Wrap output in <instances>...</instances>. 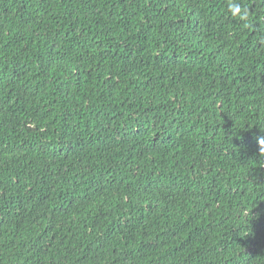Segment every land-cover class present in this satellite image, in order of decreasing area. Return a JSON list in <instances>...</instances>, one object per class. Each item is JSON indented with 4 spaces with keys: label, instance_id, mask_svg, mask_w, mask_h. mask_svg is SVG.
<instances>
[{
    "label": "trees",
    "instance_id": "16d2710c",
    "mask_svg": "<svg viewBox=\"0 0 264 264\" xmlns=\"http://www.w3.org/2000/svg\"><path fill=\"white\" fill-rule=\"evenodd\" d=\"M0 0V264H264V0Z\"/></svg>",
    "mask_w": 264,
    "mask_h": 264
},
{
    "label": "clouds",
    "instance_id": "9594fccd",
    "mask_svg": "<svg viewBox=\"0 0 264 264\" xmlns=\"http://www.w3.org/2000/svg\"><path fill=\"white\" fill-rule=\"evenodd\" d=\"M228 9L233 17L238 18L242 21L248 20L247 8L240 5L237 2V0H229ZM258 145H259L260 151L264 152V137H258Z\"/></svg>",
    "mask_w": 264,
    "mask_h": 264
}]
</instances>
